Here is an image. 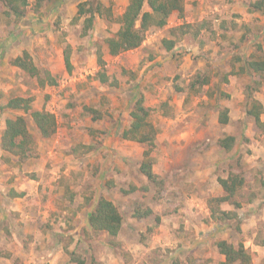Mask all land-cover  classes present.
<instances>
[{"label":"rangeland","instance_id":"1","mask_svg":"<svg viewBox=\"0 0 264 264\" xmlns=\"http://www.w3.org/2000/svg\"><path fill=\"white\" fill-rule=\"evenodd\" d=\"M79 1L72 4L77 8L83 3ZM87 1L110 10V14H102L106 28L99 29L101 33L90 30L83 35L81 19L74 20L76 12L66 28L59 24L57 15L50 31H42L39 39L26 42L31 50L24 51L42 75L47 71L55 78V86L40 87L37 79L10 64L13 57L6 63L0 58V137L5 120L22 115L35 143L25 162H17L5 152L6 156L0 155V184L5 187L1 190L0 186V194L7 198L9 211V223L1 225L3 231L0 227V264H77L70 261L71 253L84 264H214L213 250L220 238L232 243L248 241L241 231L245 212L241 210L240 219L227 221L233 232L207 241L202 224H209L210 219L205 214L220 209L216 197L199 205L195 196L202 198L201 190L211 188L228 174L243 177L242 167L251 164L246 154L259 142L257 134L261 133L246 111L252 99L264 104V86L246 93L254 77L229 73L237 72L241 65L233 60L235 55H264V37L257 35L253 40L250 35L254 33L248 34L240 25L242 40L240 34L228 33L222 49L211 40L195 50L187 42L178 45L163 34L156 35L157 28H152L138 50L111 56L104 40L119 26V16L113 14H120L122 2L108 0L106 5L101 2L107 0ZM237 1H242L250 13L251 5L258 0ZM30 7L25 15L33 10ZM1 9L0 25H4L5 34L14 32V17ZM114 9L116 12L111 13ZM144 11H148L146 5ZM245 36L250 38L246 40ZM164 40L174 42L175 48L166 50ZM67 47L71 72L64 65ZM97 49L105 62V83L95 77L101 70ZM198 75L206 76L208 82L196 85L199 91L195 93L196 89L189 88ZM141 82L145 83L143 89ZM15 97L29 99L31 111L52 113L57 124L55 135L41 138L30 112L7 108L8 101ZM141 98L158 130L149 155L152 172L166 182L158 197L159 186L149 184L139 170L148 146L121 138L130 126L133 106ZM163 104H167L165 109ZM86 108L95 110L97 116ZM224 108H228L231 120L226 126L218 121ZM262 115L264 120V111ZM230 134L235 143L227 151L217 142ZM252 177H243L236 204L247 205L258 191L264 195L260 183H248ZM99 195L112 201L122 215L123 224L116 237L89 226L88 218ZM148 209L156 217H133L134 211ZM236 209L233 205L230 213L238 217ZM190 210L197 211L193 220L197 227L185 221ZM24 212L27 216L22 215ZM155 218L160 220L157 225ZM258 230V238H264V223ZM251 248L249 245L247 250L250 256L255 254Z\"/></svg>","mask_w":264,"mask_h":264},{"label":"trees","instance_id":"2","mask_svg":"<svg viewBox=\"0 0 264 264\" xmlns=\"http://www.w3.org/2000/svg\"><path fill=\"white\" fill-rule=\"evenodd\" d=\"M51 0H33L34 10L40 9L44 4ZM29 0H0V8L4 7L3 13L7 16L14 17V23L17 24L24 16L26 8L29 5ZM144 4L148 7V11H143ZM88 6V7H87ZM252 8L261 12L264 15V0H258L251 5ZM1 9V10H2ZM184 0H128V4L123 13L117 18L119 24L118 30L104 40L107 47V52L111 56H118L119 54L131 50H135L141 46L145 40L146 32L152 28L161 29L166 25L167 18L172 12L178 14L183 13ZM104 11L110 14L109 9H105L98 2L85 1L77 6V16L74 20L81 18L83 21L82 34L87 35L88 31L93 28L94 16H102ZM208 25L207 22L201 23L200 27ZM166 50H170L174 46V42H168L164 40ZM261 52V50H260ZM97 65L101 68L96 73V79L101 83L107 82V76L104 71L105 62L103 60V54L100 49L96 52ZM235 62H241L237 72L231 71L229 74L241 75L247 74L253 79V85H248L245 88L246 93L253 89L259 91L264 86V55H258L256 57L241 58L235 55L233 58ZM10 64L28 74L31 78L37 79L40 87H44L46 84L49 86H55V78L49 73L44 72L42 75L39 69L34 65L31 56L28 52L23 51L21 55L10 60ZM64 65L67 72H71V60H70V47L64 51ZM103 69V70H102ZM225 82L227 81V75L224 76ZM208 82L206 76L196 77L195 81L190 85L189 90H194L198 93V89L195 86H202ZM225 97H228L227 94ZM250 97V95H249ZM252 99V98H249ZM167 104H163L165 109ZM6 107L11 110L23 111V113H29L35 128L41 138L49 139L53 137L57 130L55 116L46 111H31L29 99L15 97L11 98ZM87 109V108H86ZM89 114H95L97 112L91 108H88ZM264 111L262 102L252 99L250 106L246 111V115L254 121L255 126L264 136V121L260 116ZM131 123L128 129L124 130L121 134L123 140L132 141L148 146V149L143 152V160L140 164V172L145 176L148 183L153 186H159V190H156L157 197L166 188V182L164 179L158 177L152 172V162L150 160V152L154 148V142L157 134V129L150 120V112L143 105L142 98L137 100L130 113ZM218 121L221 124L228 122V109L224 108L218 117ZM218 145L224 150H230L234 143L235 138L233 136H226L219 140ZM34 139L28 130L25 118L22 115H18L14 118L6 119L4 130L0 137V148L3 152L8 153L16 158L17 162H25L30 157V151L34 147ZM218 183L221 186L225 196L215 198L216 204L230 200L240 190L244 184V178L239 174H228L226 179L219 178ZM152 209H148L144 212L139 210L134 211L133 217L137 219L152 218L155 216L152 214ZM213 215L218 214L219 219H231L237 218V215L227 213L225 211H211ZM156 217V216H155ZM217 218V219H218ZM156 219V225L160 220ZM89 226L100 232L107 233L110 237H116L122 227L123 218L115 204L99 195L96 201V205L88 218ZM262 246H264V240ZM218 252L224 256V261L220 264H252L251 256L244 250L242 244L234 247L232 244L225 240L216 242ZM70 261L77 264H84V260L76 258L74 254H69Z\"/></svg>","mask_w":264,"mask_h":264},{"label":"crops","instance_id":"3","mask_svg":"<svg viewBox=\"0 0 264 264\" xmlns=\"http://www.w3.org/2000/svg\"><path fill=\"white\" fill-rule=\"evenodd\" d=\"M73 1L74 0H51L50 2L44 4L40 9L35 11L33 7V0H29L30 3L29 5L32 7L33 10L30 13L27 12V14L17 24H15V26H13L15 30L14 32H9L8 34H5L3 29L4 25L2 26L1 24L0 25L1 26L0 27V58L2 57L3 62L4 63L8 62L11 59V57L13 58L17 57L24 50L26 51L31 50L29 49V46L26 45V42L28 40L30 41L37 40L39 39V37L43 32L46 33L48 32V30L50 31L54 25L53 24L54 18H56L57 15H59L60 18L59 24L61 22L60 25L61 26L63 25V27L66 28V25H68L72 17L77 12L76 6L72 4ZM85 1L87 0H80L78 3ZM121 2H122V8L120 10V14L119 13L113 14V17L115 18H117L123 13L124 9L128 4V0H121ZM101 3L108 5V0L107 2L104 1ZM245 10H247V7L243 5L242 1H237V0H184V10L182 15L178 14L177 12H172L167 18L166 25L161 29H157V32L155 34L156 35L163 34L162 35L163 38L172 39V41H174L175 44L177 43L178 45L180 43L185 44L187 42L191 46H195V50H200L202 45H204L206 42L211 40H212L211 43L213 42V40H215V43H217L215 44L217 45V49L218 48L222 49L224 45L223 42L224 36L229 34H234V35L240 34L241 37L239 36L240 37L239 40H242L243 33L241 34L240 25L245 27V31L248 32V34H251L252 32L255 34V36L254 34L250 35L253 37L252 38L253 40L257 35H259L260 37L262 36L261 38H263L264 15H262L260 11L254 8H252L249 11L250 13L246 12ZM143 11H144V6H143ZM114 12H116V9L111 10V13ZM257 17L259 18V20H261V23L260 21H258ZM103 18H104L103 16L100 17L96 14L94 16V25L91 30L95 32L96 31L100 32L99 29L105 27ZM81 21L83 24L84 19L81 18ZM203 22L208 23L206 28L203 26L200 27L201 23ZM260 24L262 25L260 26ZM118 28L116 30H113V33H115L118 30ZM210 37H212V39ZM248 38L250 37L245 36L246 40ZM143 44H145V41L143 42ZM175 44L170 50L175 48ZM139 48H137V50ZM9 49L10 51H8ZM262 49L263 48L261 46L258 47V51L260 50L262 51ZM4 55L6 56L5 58ZM143 84L145 83L141 82L140 89H143L142 86ZM260 118L262 121H264L263 115H261ZM229 123H231V120L229 118V110H228V122L224 125L226 126ZM230 136L233 135L230 134ZM257 137L259 142L256 141L254 144H252L249 149L250 151L249 154H246V156L248 157V160L246 161L251 164L244 165L241 171L244 173L243 177L244 176L250 177L251 174L253 175L252 178H248V183L249 181L258 182L261 184V188H263L264 187V136L262 134H257ZM0 155L6 156V154L2 150H0ZM0 186H1V190L5 189L2 183L0 184ZM210 187L211 188H206L200 191V193H202V195L200 194L202 198H198L197 195L195 196L196 201L197 200L200 201L199 205L204 204V202H206L207 204V201L211 197L220 198L225 196V193L223 192L221 186L218 185L216 181L213 184H211ZM236 194L230 200L220 203L218 207L221 211L230 213L233 211L231 210L232 206L233 205L236 206L237 209L234 211L238 213V217L234 218V220L238 218L240 219V216L242 215L243 211L245 212L242 219L241 231H243L244 233V240H248V241L247 242L239 241L236 243H232L231 241H229L228 239H224L223 237L220 238V240H225L228 243L232 244L234 247H237L239 244H242L246 252L248 250V246L251 245L252 246L251 251L255 253L251 255V262L252 264H260L262 263V261H264V246H262L261 243L263 242L264 238L259 239L257 235L259 234V230H258L259 224L264 223V195L262 194V191L255 192L249 203H247V205L244 206L242 205L243 206L242 208L241 205H238L236 204L237 202H234L237 196ZM16 197H21V196L18 195ZM6 203H7V198L3 196V194L2 195L0 194V227L2 231L3 228L1 225H4V222L7 223L9 221L7 219L9 211ZM247 211L249 214H246ZM186 214L188 215V217L186 218L187 220L185 221H189L187 223H191L194 227H197L196 226L197 223L193 222L194 219L196 220L197 211L193 213L192 210H190L189 213ZM22 215L27 216L25 212ZM205 215L210 219V222L209 224H204V223L202 224L203 228H205V230L203 229L205 231L204 233H206V236H204L203 239H206L207 241L213 239L214 241H216V239H218L217 237L222 236L221 234L225 232H230V233L233 232V230L231 229L232 224H230V222L229 223L227 222L229 221V219H226V221L224 220L219 221L215 217V215L211 213V211L210 213L206 212ZM159 227L160 228L162 227V223H160ZM230 233H227V236L230 237L231 235ZM201 241L206 242L204 240ZM247 243H249V245ZM215 248L216 249L213 250V255H215L213 263L219 264L224 261V256L218 252L217 247ZM208 263L212 264L210 262Z\"/></svg>","mask_w":264,"mask_h":264}]
</instances>
